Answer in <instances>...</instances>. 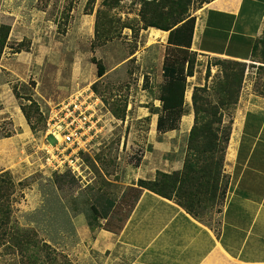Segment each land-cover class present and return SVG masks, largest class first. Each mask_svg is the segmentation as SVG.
<instances>
[{"label": "rangeland", "instance_id": "374dc122", "mask_svg": "<svg viewBox=\"0 0 264 264\" xmlns=\"http://www.w3.org/2000/svg\"><path fill=\"white\" fill-rule=\"evenodd\" d=\"M145 1L162 9L149 5L148 12L144 9ZM161 1L121 0L109 5L110 0H96L90 5L89 0H0V24L11 28L0 60V175L8 173L6 192L0 199V207L7 212V217L0 213L5 222L0 231V264L35 263L31 259L34 248L31 251L27 246L17 247V235L25 242V236L38 242L37 264H129L121 262L112 252L95 254L89 247L91 241L78 235L77 219H86L89 227L92 221L101 227L119 228L138 196L130 185L143 159L150 157L152 162L159 143L173 150L165 158H173L181 144V156L186 159L189 136L187 139L176 130L165 134L156 130L162 114L160 99L167 84L163 72L166 57L176 58L181 75L187 74V66L183 68L182 64L185 54H176L169 48V32L163 31L167 33L166 40L158 39L152 35V29L156 28L149 27L145 20L146 14L154 20L162 14L168 20L170 8L164 9ZM191 1L189 14L196 17L197 27L200 17L215 0ZM258 4L256 8L247 1L239 15L224 16L220 32H206V39L209 36L211 39V33L215 35L212 40L218 38L217 48L250 55L246 62H240L244 74L239 101L223 114L222 137L228 134L231 137L242 101L264 99V22L256 40L258 48L252 55L256 29L264 16V0ZM94 58L106 67L102 78L98 77ZM194 58V76L187 78L184 107L187 113L194 112L192 96L196 87L207 85L206 96L217 102L212 87L222 78L223 63L231 61L198 53ZM76 94L91 97L83 102L98 116L100 131L87 151L82 152L87 167L84 183L70 174L53 172L46 165L43 146L51 106L68 102ZM23 106H31L29 137L16 135L15 120L11 118ZM182 121L183 118L177 130L181 129ZM50 141L55 143L54 139ZM222 155L220 152L217 157ZM226 181L224 178V185ZM177 200L189 204L186 199ZM108 202H113L115 208L108 211L111 213L107 224L101 211L108 208ZM204 203L194 207L198 219L217 225L222 202L213 207ZM94 209L100 216L98 222L93 219ZM83 246L89 248L81 255L78 248ZM119 252L116 254L121 255Z\"/></svg>", "mask_w": 264, "mask_h": 264}, {"label": "crops", "instance_id": "0c3cea01", "mask_svg": "<svg viewBox=\"0 0 264 264\" xmlns=\"http://www.w3.org/2000/svg\"><path fill=\"white\" fill-rule=\"evenodd\" d=\"M247 1L212 2L199 19L192 50L239 62L250 59V55L217 48L218 38L212 40L213 33L220 32L224 16L239 15ZM250 1L258 8L256 5L262 0ZM263 22L264 16L256 29L255 42L261 35ZM207 30L213 32L211 39L210 36L206 39ZM19 111L11 115L16 135L29 137L31 127L20 107ZM194 119L193 110L186 111L182 127L176 131L188 139ZM233 125L222 169V176L227 180L226 197L217 225L195 218L176 200L138 187L140 180L154 181L158 171L173 174L184 170L181 144L179 149L175 147L173 158H165L173 150L159 143L152 162L150 157H145L137 168L130 188L140 192L124 223L117 229L100 227L93 231L86 219L78 218V235L91 241L89 247L95 254L112 252L121 262L129 264H264V99L242 101ZM6 140H2V146ZM104 220L108 224V219ZM89 247H79L78 253L85 254ZM118 250L121 255L116 254Z\"/></svg>", "mask_w": 264, "mask_h": 264}, {"label": "trees", "instance_id": "16d2710c", "mask_svg": "<svg viewBox=\"0 0 264 264\" xmlns=\"http://www.w3.org/2000/svg\"><path fill=\"white\" fill-rule=\"evenodd\" d=\"M120 1L121 0H110L108 4H117ZM204 1V3L211 2V0ZM95 2L96 0H89L90 5H94ZM191 2V0H162L161 5L164 6V9L170 8L167 12L168 20H166L165 16L162 14L157 15V17H155L156 20L147 18V14L145 16V20L149 27L169 32L168 45L170 50H173L176 54H185L182 63L184 67H182L185 68V66H187V74L182 76L178 64L179 61L176 58L171 59L169 55L165 59L163 72L167 79V84L163 88V95L160 99L162 103V114L157 121V131L159 134H165L179 129L181 119L186 113L184 107L187 78L194 76L196 62L194 58L196 53L191 52V49L197 19L189 14ZM149 5H154L162 9L160 5L146 1L144 3V9H147ZM154 12L158 13L156 8H154ZM160 20H162L163 23H160ZM10 32V26L0 24V60L7 46ZM257 48L256 41L252 55ZM93 62L97 65L98 77L102 78L105 76V65L95 58ZM223 65L222 78L216 83V86L212 87V90L218 96L216 103L211 102L208 96H206L209 91L207 85L205 87H196L194 90L192 103L195 119L194 126L189 135L188 153L185 159L184 170L173 174H166L158 171L154 181L140 180L138 183L139 188L147 189L167 199L176 200L177 202V198L188 200V205L181 202H178V204L195 218H198L199 214L195 213L194 207L202 206L205 204L204 202H208V205L213 207L215 203H221L226 197L222 169L230 134L222 137L220 131L222 129L224 112L229 108H235L239 101L244 70L242 68L243 63L238 61H225ZM236 67H241L242 70ZM29 101H31V99H29ZM32 105L33 102L31 106ZM31 106L22 107V111L24 115L28 117V123H30V125L32 124L29 112ZM221 143H223V148L221 147ZM220 152H222L223 155L218 158L217 156ZM7 177L8 173L0 175V199L6 192L4 190V184ZM221 184L223 185L221 186ZM130 189L138 194L140 192L139 189ZM168 191L171 193H167ZM173 193H176V196H174ZM107 207V209L103 208L101 211L102 219L109 218V213L111 212L108 211L110 209L112 210L115 204L113 202H108ZM93 211V219L98 222L100 216L96 209ZM0 213H3V217H7V212L1 207ZM3 217L0 218V222L4 220ZM4 223L3 221L0 226V231ZM89 224L90 227L95 230L101 227L94 224L92 221H90ZM25 238L26 242L21 240L17 235L16 246L19 247L21 245V249L27 246L26 249L31 251L34 248L35 253L31 259L34 260V264L39 263L40 248L38 242L30 237L27 239V236H25Z\"/></svg>", "mask_w": 264, "mask_h": 264}, {"label": "built area", "instance_id": "2783aa9c", "mask_svg": "<svg viewBox=\"0 0 264 264\" xmlns=\"http://www.w3.org/2000/svg\"><path fill=\"white\" fill-rule=\"evenodd\" d=\"M86 98L91 97L76 94L68 102L51 106L46 117V136L43 142L46 165L53 172L70 174L83 183L87 167L82 152L87 151L94 135L97 136L100 132L97 128L98 116L93 114V109L87 102H83Z\"/></svg>", "mask_w": 264, "mask_h": 264}, {"label": "bare ground", "instance_id": "6f19581e", "mask_svg": "<svg viewBox=\"0 0 264 264\" xmlns=\"http://www.w3.org/2000/svg\"><path fill=\"white\" fill-rule=\"evenodd\" d=\"M152 35L153 36H157V38L159 39L160 37H162L163 41L166 40L165 37L167 35V33L160 31V30H156V29H152Z\"/></svg>", "mask_w": 264, "mask_h": 264}]
</instances>
